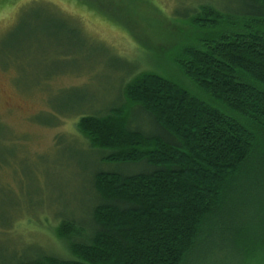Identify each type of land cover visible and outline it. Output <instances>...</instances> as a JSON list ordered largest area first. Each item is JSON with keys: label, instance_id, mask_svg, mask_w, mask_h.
Instances as JSON below:
<instances>
[{"label": "trees", "instance_id": "1", "mask_svg": "<svg viewBox=\"0 0 264 264\" xmlns=\"http://www.w3.org/2000/svg\"><path fill=\"white\" fill-rule=\"evenodd\" d=\"M230 3L190 10L170 55L199 95L146 71L80 119L100 163L145 171L95 173L89 223L56 232L70 257L17 264H264V0Z\"/></svg>", "mask_w": 264, "mask_h": 264}, {"label": "rangeland", "instance_id": "2", "mask_svg": "<svg viewBox=\"0 0 264 264\" xmlns=\"http://www.w3.org/2000/svg\"><path fill=\"white\" fill-rule=\"evenodd\" d=\"M230 1L0 0V264L70 257L56 232L89 223L95 173L145 171L100 163L80 119L123 103L122 86L146 71L199 95L170 55L192 38L190 10Z\"/></svg>", "mask_w": 264, "mask_h": 264}]
</instances>
